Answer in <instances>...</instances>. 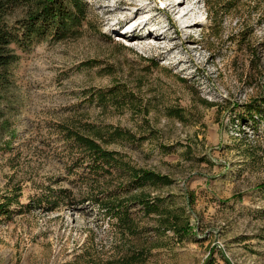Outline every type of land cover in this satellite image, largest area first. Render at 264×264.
<instances>
[{
	"label": "rangeland",
	"instance_id": "obj_1",
	"mask_svg": "<svg viewBox=\"0 0 264 264\" xmlns=\"http://www.w3.org/2000/svg\"><path fill=\"white\" fill-rule=\"evenodd\" d=\"M81 1L0 89V264H264V0Z\"/></svg>",
	"mask_w": 264,
	"mask_h": 264
},
{
	"label": "trees",
	"instance_id": "obj_2",
	"mask_svg": "<svg viewBox=\"0 0 264 264\" xmlns=\"http://www.w3.org/2000/svg\"><path fill=\"white\" fill-rule=\"evenodd\" d=\"M82 6L81 0H0V89L10 82L9 68L20 58L17 50H28L48 36L67 35L81 21ZM86 141L87 154L112 155Z\"/></svg>",
	"mask_w": 264,
	"mask_h": 264
}]
</instances>
